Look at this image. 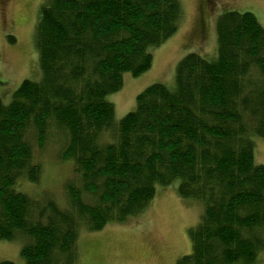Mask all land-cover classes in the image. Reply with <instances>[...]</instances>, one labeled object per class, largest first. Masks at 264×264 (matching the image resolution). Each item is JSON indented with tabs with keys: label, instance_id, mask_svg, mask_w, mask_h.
I'll use <instances>...</instances> for the list:
<instances>
[{
	"label": "trees",
	"instance_id": "16d2710c",
	"mask_svg": "<svg viewBox=\"0 0 264 264\" xmlns=\"http://www.w3.org/2000/svg\"><path fill=\"white\" fill-rule=\"evenodd\" d=\"M181 15L179 0H47L40 8L41 79L0 100V241L24 238L25 264H76L80 230L126 222L175 181L181 198L203 207L188 231L191 252L176 264H255L264 253V165L251 140H264V27L253 13L220 15L216 60L187 54L174 89L148 86L114 123L107 97L123 74L150 69L149 48L177 32ZM50 142L72 162L62 206L18 189L39 182L35 152Z\"/></svg>",
	"mask_w": 264,
	"mask_h": 264
},
{
	"label": "rangeland",
	"instance_id": "374dc122",
	"mask_svg": "<svg viewBox=\"0 0 264 264\" xmlns=\"http://www.w3.org/2000/svg\"><path fill=\"white\" fill-rule=\"evenodd\" d=\"M46 3L47 0H0V100L4 104L23 80L41 79L35 33L40 8ZM179 3L182 15L178 30L162 45L149 48L150 69L138 77L123 74L121 90L107 97L114 106V123L135 109L137 95L148 86L160 83L174 89L176 66L187 54L216 60L215 23L223 13L251 12L264 27V0H179ZM251 140L255 163L264 165V140L258 136H252ZM56 149L50 142L43 150H36V160L42 163L41 178L38 183L22 181L18 189L35 198L50 194L62 206L63 184L72 176L73 169L71 161L59 160ZM177 183L158 186L146 209L124 223H112L96 232L80 230L76 264H176L179 258L190 254L188 231L199 223L203 207L199 202L181 198ZM23 244L22 237L0 241V262L25 264L20 255ZM255 264H264V253Z\"/></svg>",
	"mask_w": 264,
	"mask_h": 264
}]
</instances>
